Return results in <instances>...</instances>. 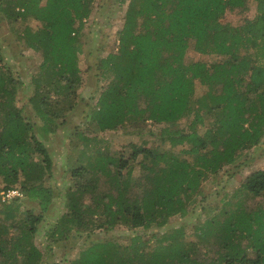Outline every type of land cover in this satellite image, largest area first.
Returning <instances> with one entry per match:
<instances>
[{"label":"trees","instance_id":"16d2710c","mask_svg":"<svg viewBox=\"0 0 264 264\" xmlns=\"http://www.w3.org/2000/svg\"><path fill=\"white\" fill-rule=\"evenodd\" d=\"M94 2L0 0L16 42L41 59L26 83L0 49V264H43L35 236L57 190L48 184L53 161L39 135L64 126L81 100L80 40ZM252 6V18L222 22ZM116 41L115 51L89 66L103 85L88 125L97 133L150 123L160 126L148 131L159 145L145 138L128 145V155L111 153L103 138L75 129L77 165L65 211L44 231L48 251L75 242V257L60 264H264V208L207 213L193 228L196 242L186 241L183 227L167 228L189 215L204 183L221 172L230 178L245 153L259 150L264 160V0H128ZM189 50L216 62L188 63ZM28 86L34 118L16 100ZM135 169L140 177H132ZM13 190L17 196L2 200ZM244 196L264 200V167L232 195ZM24 200L38 212L23 210ZM121 227L133 232L126 241L90 239ZM214 247L215 260H200Z\"/></svg>","mask_w":264,"mask_h":264},{"label":"rangeland","instance_id":"374dc122","mask_svg":"<svg viewBox=\"0 0 264 264\" xmlns=\"http://www.w3.org/2000/svg\"><path fill=\"white\" fill-rule=\"evenodd\" d=\"M124 1V4L122 3ZM128 0H95L93 4V14L86 21L84 30L82 31L81 44L83 53L79 56V67L85 72L83 77V84L81 86V100L78 105L67 116V123L59 127L53 134H40L39 138L44 142L48 153L53 161L54 174L48 181L52 187L57 190L54 196L53 203L49 210L45 212V220L40 227L39 233L35 236V244L43 253V264H60L61 259H73L76 255L74 250L75 242H67L65 245L56 247L51 254L47 248V240L44 236V231L49 229L57 218L65 211L64 206V192L65 187L70 185L68 175L70 170L76 167L78 150L80 144L76 139L71 138L70 134L75 129L82 132L89 133L103 138L110 149V152L121 151L128 155L130 144L137 143L141 139L149 138L151 143L158 144V137H149L148 131L157 133L160 126L148 123L141 130L133 128H119L117 130L95 132L91 130V125H88L89 113L92 111L98 94L102 88V83L98 80L95 69L89 70V66H93L99 59L105 57L109 52L115 51L117 45L116 31L121 25L126 10ZM251 12L248 14L232 13L226 14L222 22H228L231 25L240 24L245 18H252L254 16V6L251 7ZM15 26V24H12ZM11 27L7 25L4 19L0 18V49L3 56V63L6 64L13 72H16L27 83L31 74L37 69L41 59L38 54L25 48L22 44H18L15 35L11 31ZM186 62L192 63L195 61H202L205 63L216 62L213 57H205L198 55L192 50L186 54ZM263 62V59L261 60ZM205 88L195 84L196 94L200 95L205 92ZM31 86L19 90L17 94L18 106L26 107L29 116L33 117L32 111L28 110L26 106L28 97L31 95ZM204 126H200L202 132L209 123V117H204ZM186 121H181L176 127H184ZM90 130L92 132H90ZM264 139V138H263ZM150 143V144H151ZM264 146V140L262 147ZM244 162L239 168H230L231 177L226 178L222 172L216 177L212 178L202 186L203 197L199 198L198 202L190 208L189 215L185 218L174 217L170 220L167 228L183 227L186 233V241H197L193 235V228L203 221L207 213L216 214L220 208H226L229 211H235L237 208H245L256 210L257 208H264V200L253 197H240V199H233V192L243 183L249 174L264 167V160L260 157V151H248L242 156ZM235 173V174H234ZM132 177H140L139 169L132 172ZM228 200V203H222V199ZM23 207L25 209H33L38 212V207L30 201L24 200ZM165 229L155 230L152 232L162 233ZM133 232L125 228L117 229L110 233H99L91 236L90 239H112L118 241H126ZM149 232L138 231V234L150 236ZM204 248L199 247L200 253L204 252ZM217 248H213L206 257L200 260L209 262L215 260L218 256Z\"/></svg>","mask_w":264,"mask_h":264},{"label":"built area","instance_id":"2783aa9c","mask_svg":"<svg viewBox=\"0 0 264 264\" xmlns=\"http://www.w3.org/2000/svg\"><path fill=\"white\" fill-rule=\"evenodd\" d=\"M2 200L7 199V198H12L14 196L18 195V192L16 190L13 191H8L7 193H2Z\"/></svg>","mask_w":264,"mask_h":264}]
</instances>
